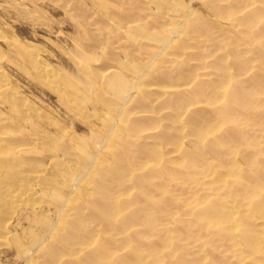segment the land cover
<instances>
[{
  "label": "rangeland",
  "instance_id": "obj_1",
  "mask_svg": "<svg viewBox=\"0 0 264 264\" xmlns=\"http://www.w3.org/2000/svg\"><path fill=\"white\" fill-rule=\"evenodd\" d=\"M178 3L181 5H177ZM210 4H214V8ZM173 6L176 10L173 9ZM256 11L257 13H255ZM115 21L120 25L116 24ZM184 21L185 25L181 24L184 23ZM189 21L192 23H188ZM143 22L147 31L142 29L144 28V25H142ZM117 26L121 27L116 29ZM178 26H181L183 29L185 28L184 26H186L187 29H184L185 32L183 30L179 31L178 29L180 27ZM194 26H196L197 30L194 29ZM190 29H192V31H190ZM252 30L254 31L252 32ZM181 31L184 33H181ZM142 33L146 34L149 38L150 35L154 33L156 35H152V38H159L158 36L165 37L167 33V35H172V37L166 36L165 38L168 37L170 41L167 42L168 40H166V43H161L155 38L154 43L157 42L156 45H161L163 47L160 46L159 48L153 44V40H150L152 38L149 39L147 36L145 37V35L141 36ZM187 33L191 35L189 36ZM181 34H187L189 37L187 38V35L181 37ZM177 35L183 40L185 39L184 37L187 39H185L183 43V40H178ZM243 36L246 37V40ZM139 37L141 39L137 40ZM247 37L249 39H247ZM180 40L182 44H179ZM158 42L161 44H158ZM164 43L165 45H163ZM167 43L172 44V47ZM177 43L179 47H185L186 49L184 48L181 50V47L179 49ZM186 43L190 49L185 46ZM175 44L177 46H175ZM167 45L170 46L169 49L172 48L173 52L171 50L167 51ZM232 47L233 49H231ZM161 48L165 49L164 53L161 52L163 55L160 53L162 50ZM175 49L177 51H174ZM140 50L144 52L140 54L141 57L138 54L139 52L141 53ZM165 52H167L168 55ZM158 53H160L162 57ZM153 54H157V56H153ZM167 56L168 58H166ZM186 56L188 57L186 58ZM152 59H156V61ZM166 59L167 62H165ZM172 59L173 61H171ZM129 61H131L132 64ZM178 61H180V63ZM127 62L128 64H126ZM150 62L152 63L150 64ZM186 62L192 65H186ZM135 63H137V65H134ZM119 64L121 66L118 68ZM176 64L180 68H178ZM131 65L133 67H131ZM127 67L130 68L131 72H135V70L138 74L140 72L139 76H141L142 73V76H137L138 74L136 72L132 73V75L131 72L127 73V71H129ZM184 67H186V69ZM145 68L148 69H146V78H144L145 76L143 74L144 71L146 72ZM175 68L179 74L175 72ZM191 68L194 69V73L191 71ZM118 69L121 71H118ZM169 69L175 71L171 72ZM179 69L180 71H178ZM187 71H190V73ZM185 72L186 75H184ZM0 73H2L0 75L2 76L0 77V86L6 85L4 88L8 90V94L5 92L6 94L2 93L3 95H0V137L2 136L0 138V187L2 186L0 188V196H4L2 198L0 197V264H35V262L36 264H114L122 257L135 255L136 251L139 253H137L138 255L149 258V261L150 259L151 261H159L158 264H167L171 259H173L172 261L174 262L180 257H185L189 263H192V260L204 258V260L207 261L206 263L220 261V264H227L226 258H229L231 262L235 261L234 264H236L238 259H240V261L242 260L243 263H248V259L257 256L256 259L260 258L262 259L261 261L264 262L263 242L260 253L256 251L254 254L255 256L252 257L243 251L247 249L250 250L248 247L243 246L242 249L241 245L235 241L227 243V236L224 234V237H222L226 228L223 230L220 226H216L210 222H203L201 224V222L197 220V218L205 212L203 208L205 209L206 205V208L218 205V211L221 209L227 211L228 209V211L238 218L239 222L245 220L247 221L245 223H253L255 227L251 224L253 227L251 228L256 232V235L264 241V231H262L264 230L262 229L264 226V98H262L264 97V0H122V2L121 0H0ZM111 73H118L123 77L126 75L124 78H129L132 84L129 83L131 85L134 84V86H131L132 89L127 96V101L125 99L122 102V100H119L111 90H109L108 79ZM209 73L211 75H208ZM232 73L236 77H233L234 75ZM150 76L151 78H149ZM173 77L175 79H173ZM178 78L181 80H179L181 85L177 80ZM135 79L138 80L136 81ZM141 79L142 81H140ZM257 81H259L261 85H258ZM142 82L144 86H141ZM147 82L150 85L147 84ZM224 83L226 84L224 85ZM211 84L216 88H213ZM179 86H182V88ZM211 86L213 90H217L216 92L221 94L215 95L214 93L216 92L212 90ZM226 86H228L227 95L223 94ZM231 86L234 89H242L245 92L246 101L248 102L246 106L241 107V105L231 100L230 95L228 97V93L230 89H232ZM201 88L206 90V92H204L202 89L203 92L200 94L203 96L205 95V97H201L200 95V97L196 96L201 98L197 100L198 98L194 96V92ZM144 90H146V92ZM187 90L189 93L186 92ZM132 91H134V94ZM141 91H143V93ZM210 91H212V93ZM167 92L168 98H165L167 97ZM111 93L117 99L114 98ZM139 94H141V96ZM179 94L181 95L179 96ZM189 95L191 96L190 99L187 98ZM134 96L136 99L133 98ZM163 96L168 100L165 101ZM256 96L259 97V100ZM154 98L156 100H154ZM248 98L250 101L247 100ZM130 99L133 101L135 99V101L133 102ZM170 99L173 100V103ZM161 100L162 104L160 103ZM199 101L202 102L200 103ZM212 101H216L215 104L212 103ZM124 102L126 105L129 102L131 103L126 107ZM168 102L170 103L168 104ZM154 104L157 107H162L156 108ZM208 104L211 106L208 107ZM233 104H236V108ZM227 106V120L222 121L221 119L218 121V119L221 118L220 110L225 109V107L227 108ZM211 107L217 108L216 110L214 108L212 110ZM187 108L188 110H186ZM229 108H231V110ZM169 109H171V111ZM238 109H242L243 111ZM249 110L250 112H248ZM135 111L137 114L138 112L140 114L133 115V113H136ZM210 111H213L214 115ZM170 112L173 115H171ZM121 115H123L122 118L120 117ZM146 116L147 118H145ZM168 116H172L170 120ZM112 119L113 121L115 119L116 122L111 121ZM128 119H130V121ZM177 122L180 125L177 124ZM204 122L206 123L204 124ZM222 122H225V124ZM111 124L114 128L111 127ZM186 124H188V126ZM218 124H222L223 126L221 125L219 128V126H217ZM247 124H249L248 127L250 128L245 126ZM119 125L124 126H120L123 128V131L121 130L122 132L118 131V129H121ZM177 125L180 128H176ZM157 127H159V129ZM243 127L244 129H246V127L248 129L244 130ZM115 128L117 132H115ZM164 128H166V131ZM215 130L216 132H214ZM180 131H182L183 134L180 133ZM140 132L141 135L144 136H141ZM170 132H174L175 135L170 134ZM150 133L154 134L152 135ZM184 133L186 135H184ZM116 134H118V136H116ZM188 134L190 136H188L189 138H187ZM203 134L205 136L207 134L209 135L205 138ZM124 136L126 137L125 139ZM113 138L115 140L117 139V142L114 141ZM134 138L138 140H134ZM155 140L157 141L156 144L154 143ZM227 140L232 143L229 142L230 144H228ZM161 141L164 143L167 142L166 145ZM176 142L178 144H176ZM118 143H120L119 147L122 145L121 148L118 147ZM170 143H172V146H170ZM161 144H164L165 150L163 149V145L160 146ZM108 145L111 146L110 149L107 148ZM133 145H135V147H133ZM173 145L176 146L174 147ZM201 145H203L202 148ZM150 148H152L155 153H153ZM171 148H173V152ZM185 148L188 149L186 150ZM104 149L105 152H99ZM107 149L113 152L111 153L112 155L107 153ZM158 150L160 152L162 150L163 152L160 154ZM171 152L173 154H171ZM79 153L81 154L80 157ZM98 153L101 154L98 155ZM105 153L111 155L107 156L108 160L106 156H104ZM146 153L149 154L146 155ZM165 153L170 157H166L167 155ZM182 153H185L186 156L185 154L182 155ZM200 153L201 155L197 156ZM118 155H120V157ZM176 155L179 157L177 156L176 158ZM162 157L163 159H161ZM185 157L188 159H184ZM84 158H87L88 162L85 163ZM199 158L202 160L200 159L199 161ZM176 159H178L177 163H175ZM103 161H105L106 164ZM144 161L147 163H144ZM155 161L156 163L158 162L157 165H155ZM166 162L170 163H168L170 167L166 165ZM84 163L86 164L85 166ZM130 163L132 164L129 165ZM213 163L216 164L214 165ZM202 164L204 165L202 166ZM96 165L102 167L99 169ZM162 165L164 166L162 167ZM149 166H156L155 168L157 169L154 168V170ZM221 166L222 169L219 170ZM91 167L92 169H89ZM136 167L138 169H136ZM233 167L235 169H233ZM259 167L260 171L257 172ZM178 168L182 169L178 170ZM229 168H231V170H229ZM79 169L82 170V172L79 171ZM148 169L151 171L148 172ZM223 169H228L229 173H224L225 171ZM91 170L95 171L92 172ZM233 170H235V172H233ZM98 171H101V174ZM142 172L145 173L143 174ZM177 172H180V175ZM237 172L243 175L242 178ZM72 173H75V175L77 174V178L75 175L74 178ZM254 173L256 174L255 177H251L254 176ZM88 174L90 176H88ZM149 174L152 177H150ZM219 174H221L222 177L219 176ZM96 175L98 176L96 177ZM91 176L93 178H91ZM244 176L247 178L249 176L251 180L249 179L248 181ZM173 177H176V180L178 179L180 181L177 180L178 182H176L173 180ZM230 179L233 180L232 182H235L234 180H236V182L232 185ZM214 180L218 182L216 183ZM222 180L224 182H222ZM253 181H255V183H253ZM79 182L83 184L80 185ZM166 182H169L168 184L171 187L168 184L167 186ZM187 182H191V184H187ZM249 182L251 184H249ZM218 183L221 184V186L217 185ZM223 183L225 186H223ZM237 183L238 185L241 183L243 184L240 185L241 187H237ZM158 184H160V187ZM163 184L165 187H163ZM178 184L180 185L177 186ZM199 184L201 185L199 186ZM185 185L186 187H183ZM87 186H89L88 189ZM188 186L190 189H186ZM220 187L222 189L221 191ZM164 188L166 189L165 191L162 190ZM184 189L186 192L185 194L183 193ZM91 190L93 191L91 192ZM169 190L171 191L169 192ZM76 191L79 192L77 196ZM80 192H82L81 195ZM168 192L169 195L167 194ZM207 192L208 195L205 194ZM87 193L90 197H94L92 199L89 197L86 198L87 195L85 194ZM221 193V199H219ZM247 193H250L251 196ZM82 194L84 196H82ZM226 194H228V198ZM126 195L128 196L126 197L127 200L124 197ZM165 195L169 197L167 196L168 198H166ZM199 195L204 200L201 199L199 202ZM237 195H240L242 199H239ZM117 196L119 200L116 202L115 198ZM245 196H247V198L250 196L251 199H247ZM68 197L75 202L72 204L68 203V201L72 202V200H67L70 199ZM74 197L77 200H74ZM118 197L116 199H118ZM255 198L258 199L257 201L260 200V202L258 203ZM181 200L182 205L184 202V206L178 204ZM242 200L243 203H241ZM254 201L256 203H254ZM61 202L64 204L66 203L69 207L63 204L64 208H66L64 210V208L61 207ZM174 202L178 206H175ZM247 203L248 205H246ZM80 204L82 206H80ZM156 205L158 206L156 207ZM258 206H260L262 211L261 215H259L260 218L258 217V212L255 210ZM120 207L123 208L121 209ZM103 208L109 211L108 217H105L101 213ZM199 208L203 213L198 214L200 212ZM62 209L64 213L61 211ZM69 209L70 211H67ZM157 209H159V211ZM225 210H221L220 213L216 212V220L221 222L227 220L228 217ZM121 211L124 213L121 214ZM240 212L245 215L248 214L246 215L248 220L246 217L242 220L244 217ZM135 213L139 215L133 217ZM64 215L65 217H63ZM117 215L119 216L117 217ZM109 218L110 220H108ZM61 219L64 221L61 222ZM147 219L152 223L147 224ZM41 223L43 224L41 225ZM48 224H50L49 227L52 226V231H50L51 229L48 227ZM104 224L106 226L102 228ZM63 225L67 227V229L62 228L64 227ZM258 225L262 227L260 228ZM178 227H181L183 231H180ZM211 228L213 230H211ZM241 228L243 229L242 226H238L237 232H240ZM219 229L223 230V233H221L222 231L219 233ZM91 230H93V234L90 233ZM185 230L188 236L183 235L185 234ZM86 231L87 233L85 234L84 232ZM54 232L58 234H54ZM109 233L111 235L113 234L115 237L109 235ZM52 235L54 237H52ZM124 240L125 242H123ZM221 240L223 242L225 241V244H221L223 243ZM169 242L170 244H168ZM133 243L135 245H131ZM228 244L229 246H227ZM42 247L44 248L43 250L41 249ZM165 248L167 250H165ZM240 249L243 253H241ZM111 250L114 251V253H112ZM179 251L181 252L179 253ZM160 253L163 256H160ZM105 255L110 257H107V260L103 262L102 259L106 257ZM243 257L244 259H242ZM167 259L170 260L168 261ZM242 262L241 264H243Z\"/></svg>",
  "mask_w": 264,
  "mask_h": 264
},
{
  "label": "bare ground",
  "instance_id": "obj_2",
  "mask_svg": "<svg viewBox=\"0 0 264 264\" xmlns=\"http://www.w3.org/2000/svg\"><path fill=\"white\" fill-rule=\"evenodd\" d=\"M118 1H119V0H118ZM133 1H134V0H133ZM166 1H167V0H166ZM176 1H177V0H176ZM208 1H209V0H208ZM210 1H211V0H210ZM121 2H122V0H121ZM145 2H146V1H145ZM153 2H154V1H153ZM173 2H174V1H173ZM213 2H214V1H213ZM175 3H176V2H175ZM210 3H211V2H210ZM217 3H218V2H217ZM161 5H162V3H161ZM177 5H181V4L178 3ZM210 5H211V4H210ZM174 6H175V5H174ZM174 6H173V9L176 10V9L174 8ZM205 6H206V5H205ZM211 6H213V8H214V4L211 5ZM13 7H14V6H13ZM16 7H17V6H16ZM150 7H151V6H150ZM159 7H160V6H159ZM159 7H158V8H159ZM180 8H182V7H180ZM13 9H14V8H13ZM173 9H172V10H173ZM177 9L179 10L178 6H177ZM182 9H183V8H182ZM211 9H212V8H211ZM18 10H20V9H18ZM155 10H156V9H155ZM180 10H181V9H180ZM118 11H119V8H118ZM183 11H184V10H183ZM172 12H173V11H172ZM179 12H180V11H179ZM181 12H182V10H181ZM181 12H180V13H181ZM111 13H112V12H111ZM155 13H156V12H155ZM174 13H175V12H174ZM176 13H177V12H176ZM184 13H185V12H184ZM255 13H257V11H256ZM103 14H104V13H103ZM180 15H181V14H180ZM186 16H187V15H186ZM247 16H248V15H247ZM249 16H250V15H249ZM243 17H244V16H243ZM103 19H104V18H103ZM185 21H186V19H185ZM185 21H184V23H181V24L185 25ZM115 22H116V21H115ZM181 22H182V21H181ZM190 22H191V21H189L188 23H190ZM119 23H120V21H119ZM177 23H179V22H177ZM191 23H192V22H191ZM116 24H118V23L116 22ZM141 24H142V23H141ZM153 24H154V23H153ZM179 24H180V23H179ZM181 24H180V25H181ZM118 25H120V24H118ZM142 25H144V22H143ZM142 25H141V27H142ZM177 25H178V24H177ZM190 25H193V24H190ZM190 25H189V28H190ZM194 25H195V24H194ZM115 26H116V25H115ZM138 26H139V25H138ZM206 26H207V25H206ZM119 27H121V26H119ZM119 27L117 26L116 29L119 28ZM139 27H140V26H139ZM143 27H144V28H142V29H143V30L145 29V31H147V28H145V25H144ZM147 27H148V26H147ZM178 27L181 28V26H178ZM184 27H185L184 29H187L186 26H184ZM194 27H195V28H194ZM194 27H193V28H194L195 30H197L196 26H194ZM199 27H200V26H199ZM201 27H202V26H201ZM204 27H205V26H204ZM136 28H137V27H136ZM136 28H134V29H136ZM161 28H162V26H161ZM161 28H159V29H161ZM180 28L178 29L179 31H180V30H183V31H184L183 28H181V29H180ZM122 29H123V28H122ZM122 29H121V30H122ZM132 29H133V28H132ZM148 29H149V28H148ZM198 29H199V28H198ZM256 29H257V28H256ZM98 30H101V29H98ZM111 30H112V29H111ZM123 30H124V29H123ZM138 30H139V28H138ZM156 30H157V29H156ZM200 30H201V29H200ZM148 31H149V30H148ZM154 31H155V30H154ZM157 31H158V30H157ZM179 31H177V32H179ZM190 31H192V29H190ZM253 31H254V30H252V32H253ZM138 32H139V31H138ZM151 32H152V31H151ZM151 32H149V33H151ZM172 32H173V30H172ZM174 32H175V31H174ZM184 32H185V31H184ZM184 32L181 31V33H184ZM252 32H251V33H252ZM125 33H126V32H125ZM143 33H144V32H143ZM143 33L141 34V36H142V35H145V37H146L147 35H146V34H143ZM155 33H156V32H155ZM155 33H154V34H155ZM161 33H162V31H161ZM161 33H160V34H161ZM241 33H243V32H241ZM99 34H100V32H99ZM130 34H131V33H130ZM154 34H151V35H150V38H152V35H154ZM156 34H158V33H156ZM156 34H155V35H156ZM160 34H159V35H160ZM167 34H168V33H167ZM167 34H166V36H169V35H167ZM169 34H171V33H169ZM187 34H188V33H187ZM187 34H184V35H187ZM126 35H127V33H126ZM164 35H165V34H164ZM173 35H174V33H173ZM184 35L181 34L180 36L182 37V36H184ZM188 35H189V34H188ZM188 35H187V38H188L191 34H190L189 36H188ZM129 36H130V35H129ZM161 36H162V35H161ZM166 36H165V37H166ZM177 36H178V35H177ZM180 36L177 37L178 40L181 39ZM135 37H136V36H135ZM147 37H148V36H147ZM158 37H159V38H157V37H153L152 39H150L149 37H148V38H149L151 41L153 40V44H155V45H156V43H157V42L154 43V39H155V38H157V41H159V42H161V43H162V42H165L166 40L169 39L168 37L165 38L164 36H162V37L158 36ZM169 37L171 38L172 35L169 36ZM174 37H175V36H174ZM174 37H173V39H174ZM243 37H245V36H243ZM130 38H131V37H130ZM184 38L187 39L186 37H184ZM138 39H141V38L139 37V38H137V40H138ZM142 39H143V37H142ZM175 39H176V37H175ZM185 39H184V40H185ZM247 39H249V38L247 37ZM181 40H183V39H181ZM181 40H180V43H179V44H182V41H181ZM184 40H183V43H184ZM245 40H246V37H245ZM250 40H251V39H250ZM250 40H249V41H250ZM256 40H258V39H256ZM139 41H140V40H139ZM148 41H149V40H148ZM148 41H147V42H148ZM172 41H173V40H172ZM187 41H188V40H187ZM243 41H244V40H243ZM254 41H255V39H254ZM159 42H158V44H161V43H159ZM167 42H170V41L168 40ZM177 42H178V41H177ZM185 42H186V41H185ZM252 42H253V41H252ZM252 42H251V43H252ZM258 42H260V41H258ZM258 42H257V43H258ZM126 43H127V42H126ZM141 43H142V41H141ZM165 43H166V42H165ZM165 43H164L163 45H165ZM261 43H262V42H261ZM16 44H17V43H16ZM167 44L169 45L170 43H167ZM253 44H254V43H253ZM259 44H260V43H259ZM168 45H167V47H168L167 51H169V50L172 51V48L169 49L170 46H171L172 44H170V46H168ZM177 45H178V43H177ZM177 45L175 44V46H177ZM184 45H185V44H184ZM225 45H226V44H225ZM241 45H242V43H241ZM156 46H158V47L160 48L161 45H160V46H159V45H156ZM175 46H174V47H175ZM185 46H187V43H186ZM226 46H227V45H226ZM140 47H141V46H140ZM154 47H155V46H154ZM161 47H162V46H161ZM171 47H172V46H171ZM177 47L180 49L181 46L179 47V45H178ZM187 47H188V49H190L189 46H187ZM224 47H225V46H224ZM162 48H163V47H162ZM162 48H161V49H162ZM184 48H185V47H184ZM184 48L181 47V50L184 49ZM235 48H236V47H235ZM142 49H143V48H142ZM185 49H186V48H185ZM188 49H187V50H188ZM227 49H228V48H227ZM229 49H230V48H229ZM231 49H233V47H232ZM164 50H165V49H162V50L160 51V53H161V52L164 53ZM238 50H239V49H238ZM140 51H141V50H140ZM142 51H143V50H142ZM142 51H141V53L139 52L138 54L140 55V54L144 53V52H142ZM174 51H177V50L175 49ZM239 51H240V50H239ZM27 52H28V51H27ZM102 52H103V51H102ZM158 52H159V51H158ZM172 52H173V51H172ZM185 52H186V51H185ZM152 53H153V52H152ZM160 53H158V54H160ZM163 53H161V54L163 55ZM165 53L167 54V52H165ZM168 53H169V52H168ZM186 53H187V52H186ZM106 54H107V53H106ZM161 54H160V55H161ZM173 54H175V53H173ZM240 54H241V53H240ZM162 55H161V57H162ZM167 55H168V54H167ZM170 55H171V54H170ZM104 56H105V55H104ZM153 56H157V54H156V55L153 54ZM153 56H152V57H153ZM158 56H159V55H158ZM189 56H190V55H189ZM256 56H257V55H256ZM24 57H25V56H24ZM138 57H139V56H138ZM140 57H141V55H140ZM159 57H160V56H159ZM187 57H188V56H186V58H187ZM217 57H219V56H217ZM246 57H247V55H246ZM155 58H156V57H155ZM157 58H158V57H157ZM164 58H165V57H164ZM166 58H168V56H167ZM170 58H172V57H170ZM170 58H169V59H170ZM173 58H174V57H173ZM176 58H177V57H176ZM244 58H245V57H244ZM124 59H125V58H124ZM124 59H123V60H124ZM149 59H150V58H149ZM158 59H159V58H158ZM158 59H157V60H158ZM184 59H185V58H184ZM246 59H247V58H246ZM30 60H31V59H30ZM150 60H151V59H150ZM152 60H155V61H156V59H152ZM159 60H160V59H159ZM159 60H158V62H159ZM35 61H36V60H35ZM171 61H173V59H172ZM174 61H175V59H174ZM226 61H227V60H226ZM129 62L131 63V61H129ZM147 62H148V60H147ZM153 62H154V61H153ZM158 62H157V63H158ZM162 62H163V61H162ZM162 62H161V63H162ZM165 62H167V59H166ZM178 62L180 63V61H178ZM141 63H142V62H141ZM145 63H146V62H145ZM145 63H144V64H145ZM148 63H149V62H148ZM151 63H152V62H150V64H151ZM157 63H156V64H157ZM161 63H160V64H161ZM163 63H164V62H163ZM169 63H170V61H169ZM173 63H174V62H173ZM186 63H187V62H186ZM203 63H204V62H203ZM211 63H212V62H211ZM215 63H216V62H215ZM215 63H214V65H215ZM126 64H128V62H127ZM131 64H132V63H131ZM150 64H149V66H150ZM156 64H155V65H156ZM166 64H167V63H166ZM181 64H183V63H181ZM181 64H180V65H181ZM189 64H190V63H187L186 65H189ZM216 64H217V63H216ZM134 65H137V63H135ZM141 65H142V64H141ZM158 65H159V64H158ZM176 65H177V64H176ZM176 65H175V66H176ZM184 65H185V63H184ZM191 65H192V64H190V66H191ZM217 65H218V64H217ZM119 66H121V65L119 64V65H118V68H119ZM125 66H127V65H125ZM138 66H139V65H138ZM138 66H136V67H138ZM144 66H146V65H144ZM149 66H148V67H149ZM166 66H167V65H166ZM182 66H183V65H182ZM182 66H181V69H182ZM131 67H133V66L131 65ZM148 67H147V68H148ZM156 67H157V66H156ZM170 67H171V69H172L171 64H170ZM177 67H178V65H177ZM127 68H128V67H127ZM127 68H126V69H127ZM147 68H145V70H146ZM149 68H150V67H149ZM158 68H162V67H158ZM178 68H180V67H178ZM184 68L186 69V67H184ZM187 68H188V67H187ZM192 68H193V67H192ZM192 68H191V69H192ZM211 68H214V67H211ZM247 68H248V67H247ZM253 68H255V67H253ZM134 69H135V68H134ZM139 69L141 70L140 67H139ZM150 69H151V68H150ZM243 69H244V68H243ZM127 70H129V71H127V73H128V72H131V71H130V68H128ZM147 70H148V69H147ZM147 70H146V72H145V71H144V72L142 71L143 74H144V76H145L144 78H146V75H145V74L147 73ZM169 70H170V69H169ZM175 70H176V68H175ZM175 70H170V71L173 72V71H175ZM232 70H233V69H232ZM118 71H121V70L118 69ZM150 71H152V70H150ZM163 71H164V69H163ZM178 71H180V69H179ZM191 71L193 72L194 69H192ZM250 71H251V70H250ZM255 71H256V70H255ZM135 72L137 73L136 70H135ZM135 72H134V71L131 72V75H132V73H135ZM153 72H154V71H153ZM164 72H165V71H164ZM175 72L177 73V70H176ZM187 72L190 73V71H187ZM206 72H207V71H206ZM230 72H231V71H230ZM193 73H194V72H193ZM203 73H204V72H203ZM207 73H208V72H207ZM211 73H212V72H211ZM248 73H249V72H248ZM252 73H253V72H252ZM1 74H2V73H0V75H1ZM122 74H124V73H122ZM137 74H138V73H137ZM137 74H136V75H137ZM168 74H169V73H168ZM177 74H179V73H177ZM177 74H176V75H177ZM183 74H184V73H183ZM198 74H200V73H198ZM232 74H233V73H232ZM129 75H130V73H129ZM131 75H130V76H131ZM139 75H140V72H139V74H138L137 76H139ZM147 75H148V74H147ZM156 75H157V73H156ZM184 75H186V72H185ZM205 75H207V74H205ZM208 75H211V74L209 73ZM227 75H228V74H227ZM233 75H234V74H233ZM125 76H126V75H125ZM125 76H124V77H125ZM137 76H136V77H137ZM141 76H142V73H141ZM141 76H139V77H141ZM171 76H172V75L170 74V77H171ZM173 76H174V74H173ZM199 76H200V75H199ZM228 76H229V75H228ZM249 76H250V75H249ZM0 77H2V76H0ZM124 77L121 76V75H119L118 73H111V74L109 75V79H108V80H109V82H108V88H109V90H111V92H112V93H113V94H114L119 100H122V102H123V100H125V99H126V101H127V98H128L127 96L129 95V92H130V90L132 89L131 86H134V84L131 85L132 83H131V81H130L129 78H128V79H129V80H128L127 77H126V79H125ZM132 77H134V76H132ZM147 77H148V76H147ZM160 77H161V76H160ZM176 77H177V76H176ZM179 77H181V76H179ZM183 77H184V76H183ZM196 77H197V75H196ZM204 77H205V76H204ZM233 77H236V76L234 75ZM242 77H244V76H242ZM149 78H151V76H150ZM171 78H172V77H171ZM209 78H210V77H209ZM215 78H216V77H215ZM133 79H134V78H133ZM138 79H140V78H138ZM138 79H135V80L137 81ZM165 79H166V78H165ZM173 79H175V78L173 77ZM187 79H189V78H187ZM192 79H193V78H192ZM195 79H196V78H195ZM201 79H202V78H201ZM201 79H200V80H201ZM212 79H213V78H212ZM234 79H235V78H234ZM237 79H238V77H237ZM237 79H236V81H237ZM108 80H107V81H108ZM126 80H128V81H126ZM151 80H152V79H151ZM177 80L179 81L180 79L178 78ZM184 80H185V79H184ZM219 80H220V79H219ZM140 81H142V79H141ZM180 81H181V80H180ZM180 81H179V83H180ZM182 81H183V80H182ZM191 81H192V80H191ZM205 81H206V80H205ZM238 81H239V80H238ZM2 82H3V81H2ZM129 82H130L131 84H130ZM134 82H135V81H134ZM138 82H139V81H138ZM144 82H145V80H144ZM174 82H175V81H174ZM174 82H172V83L175 84L176 82H175V83H174ZM193 82H194V81H193ZM209 82H210V80H209ZM209 82H208V83H209ZM257 82H258V85H261L259 81H257ZM136 83H137V82H136ZM145 83H146V82H145ZM172 83H171V84H172ZM191 83H192V82H191ZM226 83H228V82H226ZM226 83H224V85H225ZM233 83H235V82H233ZM147 84H149V83L147 82ZM147 84H145V85H147ZM173 84H172V86H173ZM142 85L144 86L143 82L141 83V86H142ZM149 85H150V84H149ZM149 85H148V86H149ZM177 85H178V84H177ZM180 85H181V83H180ZM190 85H191V84H190ZM190 85H189V86H190ZM194 85H195V84H194ZM211 85L213 86V84H211ZM219 85H221V84H219ZM224 85H223V88H224ZM232 85H233V84H232ZM239 85H240V83H239ZM248 85H249V84H248ZM4 86L6 87V85H4ZM4 86H0V92H1L0 95H3L2 93H5V92L8 91L6 88H4ZM136 86H137V85H136ZM148 86H147V87H148ZM212 86H211V88H212ZM241 86H242V84H241ZM145 87H146V86H145ZM149 87H150V86H149ZM149 87H148V88H149ZM156 87H157V86H156ZM175 87H176V86H175ZM177 87H178V86H177ZM179 87L182 88V86H179ZM160 88H161V87H160ZM192 88H193V87H192ZM211 88H210V89H211ZM213 88H216V87L213 86ZM213 88H212V90H213ZM223 88H222V89H223ZM231 88H232V89H230V92H231V93H230V92L228 93V97H229V95H230L231 100H233L234 102H236V103H238L239 105H241V107L246 106V104H247L248 102L246 101V95H245V92H244L242 89H234L232 86H231ZM236 88H237V87H236ZM136 89H137V88H136ZM140 89H141V88H140ZM145 89H146V88H145ZM157 89H159V88H157ZM202 89H203V88H201V89H197V91L194 92V96L196 97V96H199L200 94H202V92H203V90H204V89H203V90H202ZM219 89H221V88H219ZM227 89H228V86L225 87L223 94L227 95ZM233 89H234V90H233ZM243 89H244V88H243ZM9 90H10V89H9ZM13 90H14V89H13ZM137 90H139V89H137ZM141 90H142V89H141ZM159 90H160V89H159ZM184 90H186V89H184ZM208 90H209V88H208ZM231 90H232V91H231ZM135 91H136V90H135ZM144 91L146 92V90H144ZM148 91H149V90H148ZM161 91H163V90H161ZM191 91H192V90H191ZM191 91H190V93H191ZM193 91H194V90H193ZM213 91L216 92L217 90H213ZM218 91H219V90H218ZM12 92H13V91H12ZM132 92H133V94H134V91H132ZM136 92H137V91H136ZM141 92L143 93V91H141ZM141 92H140V93H141ZM150 92H151V91H150ZM163 92H164V91H163ZM174 92H175V91H174ZM186 92H188V90H187ZM186 92H185V93H186ZM204 92H206V90H204ZM207 92H208V91H207ZM210 92L212 93V91H210ZM210 92H209V93H210ZM250 92H251V91H250ZM112 93H111V94H112ZM164 93H165V92H164ZM179 93H180V92H179ZM188 93H189V92H188ZM251 93H253V92H251ZM5 94H6V93H5ZM5 94H4V95H5ZM7 94H8V92H7ZM113 94H112V95H113ZM150 94H151V93H150ZM181 94H182V93H181ZM181 94H179V96H180ZM205 94H206V93H205ZM214 94H215V95H216V94H219V95H220L221 93H217V92H216V93H214ZM114 95H113V96H114ZM131 95H132V93H131ZM139 95L141 96V94H139ZM142 95H143V94H142ZM185 95H186V94H185ZM185 95H184V96H185ZM192 95H193V92H192ZM5 96H6V95H5ZM115 96H114V98H116ZM140 96H139V97H140ZM177 96H178V95H177ZM194 96H193V98H194ZM200 96L202 97L203 95H200ZM200 96H199V97H200ZM111 97H112V96H111ZM160 97H161V96H160ZM164 97H165V96H163V98H164ZM186 97H187V96H186ZM190 97H191V96L189 95L187 98L190 99ZM203 97H205V95H204ZM218 97H219V96H218ZM256 97H258V96H256ZM117 98H116V99H117ZM133 98H135V96H134ZM140 98H141V97H140ZM142 98H143V97H142ZM151 98H152V97H151ZM165 98H168V92H167V97H165ZM165 98H164V99H165ZM196 98H198V97H196ZM212 98H213V97H212ZM216 98H217V97H216ZM262 98H264V97H262ZM22 99H23V98H22ZM135 99H136V98H135ZM135 99H134V101H135ZM144 99H145V95H144ZM161 99H162V98H161ZM199 99H201V98H198L197 100H199ZM119 100H118V101H119ZM130 100H131V99H130ZM146 100H147V99H146ZM154 100H156V99L154 98ZM158 100H159V99H158ZM166 100H168V99H165V101H166ZM170 100H172V99H170ZM174 100H175V99H174ZM185 100H187V99H185ZM185 100H184V101H185ZM202 100H203V99H202ZM228 100H229V98H228ZM247 100H249V98H248ZM258 100H259V97H258ZM131 101H133V100H131ZM134 101H133V102H134ZM165 101H164V102H165ZM177 101H178V100H177ZM195 101H196V100H195ZM210 101H211V100H210ZM226 101H227V100H226ZM233 101H232V103H233ZM249 101H250V100H249ZM148 102H150V101H148ZM156 102H157V101H156ZM174 102H176V101H174ZM199 102H200V101H199ZM201 102H202V101H201ZM201 102H200V103H201ZM203 102H204V101H203ZM215 102H216V101H215ZM215 102L212 101V103H214V104H215ZM130 103H131V102H129L128 104H130ZM160 103L162 104V100H161ZM169 103H170V102H168V104H169ZM172 103H173V100H172ZM218 103H219V101H218ZM224 103H225V102H224ZM229 103H230V102H229ZM128 104H127V105H128ZM163 104H164V103H163ZM122 105H123V104H122ZM124 105L127 107V105H126L125 102H124ZM164 105H165V104H164ZM166 105H167V104H166ZM189 105H190V104H189ZM197 105H198V104H197ZM233 105H234V104H233ZM155 106H156V105L154 104V107H155ZM190 106H191V105H190ZM209 106H211V105L208 104V107H209ZM231 106H232V104H231ZM234 106H235V108H236V104H235ZM252 106H253V105H252ZM161 107H162V106H161ZM161 107H159V106L157 107V106H156V108H161ZM163 107H164V106H163ZM172 107H173V106H172ZM191 107H192V106H191ZM202 107H203V106H202ZM208 107H206V108H208ZM122 108H123V107H122ZM165 108H166V107H165ZM169 108H170V107H169ZM188 108H189V107H188ZM188 108H187L186 110H188ZM211 108H212V110H213L214 107H211ZM216 108H217V107H215L214 109L216 110ZM235 108H234V109H235ZM237 108H238V107H237ZM239 108H240V107H239ZM166 109H167V108H166ZM171 109H172V108H171ZM171 109H169V110L171 111ZM218 109H219V107H218ZM227 109H228V106H227V108L225 107V109L220 110V111H221V118L218 119V121H220L221 119H222V121H226V120H227V113H228ZM229 109L231 110V108H229ZM190 110H191V108H190ZM196 110H197V109H196ZM196 110H195V111H196ZM215 110H214V111H215ZM232 110H233V109H232ZM238 110H242V109H238ZM122 111H124V110H122ZM242 111H243V110H242ZM135 112H136V111H135ZM161 112H162V111H161ZM179 112H181V111H179ZM210 112L213 113V111H210ZM248 112H250V110H249ZM98 113H99V112H98ZM170 113H171V112H170ZM176 113H177V112H176ZM176 113H175V114H176ZM185 113H186V112H185ZM242 113H244V112H242ZM136 114H137V112H136V113H133V115H136ZM138 114H140V113L138 112ZM138 114H137V115H138ZM142 114H143V113H142ZM146 114H147V113H146ZM157 114L159 115L158 112H157ZM157 114H156V115H157ZM160 114H162V113H160ZM175 114H174V115H175ZM189 114H190V113H189ZM189 114H188V115H189ZM247 114H248V113H247ZM150 115H151V114H150ZM154 115H155V114H154ZM164 115H165V114H164ZM166 115H167V114H166ZM171 115H173V114L171 113ZM176 115H177V114H176ZM213 115H214V113H213ZM219 115H220V114H219ZM245 115H246V114H245ZM116 116H117V115H116ZM125 116H126V115H125ZM140 116H141V115H140ZM142 116H144V115H142ZM148 116H149V115H148ZM183 116H184V114H183ZM246 116H247V115H246ZM112 117H113V116H112ZM117 117H118V116H117ZM120 117L122 118L123 115H121ZM155 117H156V116H155ZM161 117H162V116H161ZM164 117H165V116H164ZM170 117H172V116H170ZM170 117L168 116L169 120H170ZM214 117H216V116H214ZM218 117H219V116H218ZM145 118H147V116H146ZM152 118H153V117H152ZM159 118H160V117H159ZM166 118H167V117H166ZM174 118H175V117H174ZM154 119H155V118H154ZM171 119H172V118H171ZM185 119H186V118H185ZM109 120H110V119H109ZM116 120H117V119H116ZM118 120H119V118H118ZM128 120L130 121V119H128ZM179 120H180V119H179ZM191 120H192V119H191ZM111 121H113V119H112ZM111 121H110V123H111ZM114 121H115V119H114ZM114 121H113V122H114ZM150 121H152V120H150ZM172 121H173V120H172ZM180 121H181V120H180ZM115 122H116V121H115ZM120 122H121V119H120ZM120 122H119V123H120ZM127 122H128V121H127ZM185 122H186V120H185ZM185 122H184V123H185ZM194 122L197 123L196 121H194ZM209 122H210V121H209ZM215 122H216V121H215ZM247 122H248V121H247ZM161 123H162V121H161ZM175 123H176V121H175ZM180 123H181V122H180ZM205 123H206V122H204V124H205ZM210 123H211V122H210ZM220 123H221V122H220ZM222 123H223V122H222ZM227 123H228V122H227ZM227 123H226V124H227ZM238 123H239V122H238ZM248 123H249V122H248ZM112 124H113V123H112ZM112 124H111V125H112ZM126 124H127V123H126ZM128 124H129V123H128ZM158 124H159V123H158ZM162 124H163V123H162ZM164 124H165V123H164ZM177 124H179V123L177 122ZM213 124H214V123H213ZM223 124H225V122H224ZM233 124H234V123H233ZM235 124H236V122H235ZM155 125H156V124H155ZM172 125H173V124H172ZM179 125H180V124H179ZM186 125L188 126V124H186ZM186 125H185V128H186ZM221 125H222V124H220V125L218 124L217 126H219V128H220ZM248 125H249V124H247V125H245V126L248 127ZM114 126H115V125H114ZM120 126H123V125H119V127H120ZM163 126H165V125H163ZM181 126H182V125H181ZM196 126H197V125H196ZM222 126H223V125H222ZM230 126H231V125H230ZM243 126H244V125H243ZM111 127H113V125H112ZM117 127H118V126H117ZM123 127H124V126H123ZM167 127H168V126H167ZM173 127H174V126H173ZM178 127H179V126L177 125L176 128H178ZM201 127H202V125H201ZM214 127H215V125H214ZM247 127H246V129H244V127H243V129H244V130H247L248 128H250V127H248V128H247ZM113 128H114V127H113ZM120 128H121V127H120ZM126 128H127V127H126ZM152 128H153V127H152ZM157 128L159 129V127H157ZM179 128H180V127H179ZM181 128L183 129V126H182ZM188 128H189V127H188ZM190 128H191V127H190ZM164 129H165V131H166V128H164ZM182 129H180V130H182ZM211 129H213V128H211ZM214 129H215V128H214ZM224 129H225V128H224ZM262 129H263V128H262ZM114 130H115V132H117V129H116V128H115ZM121 130L123 131V128L118 129V131H121ZM126 130H127V129H126ZM153 130H154V129H153ZM155 130H156V129H155ZM161 130H162V128H161ZM161 130H160V131H161ZM171 130H172V129H171ZM188 130H189V129H188ZM191 130H192V129H191ZM191 130H190V131H191ZM194 130H195V129H194ZM122 131H121V132H122ZM129 131H131V130H129ZM134 131H135V130H134ZM151 131H152V130H151ZM172 131H174V130H172ZM172 131H171V132H172ZM182 131H183V130H182ZM182 131H180V133L183 134ZM212 131H213V130H212ZM256 131H257V130H256ZM115 132H114V133H115ZM146 132H147V131H146ZM148 132H149V131H148ZM158 132H159V131H158ZM162 132H163V131H162ZM171 132H170V134H172V135L174 134V135H175L174 132H173V133H171ZM209 132H210V131H209ZM214 132H216V130H215ZM244 132H245V131H244ZM111 133H112V132H111ZM123 133H124V132H123ZM143 133H144V132H143ZM159 133H160V132H159ZM166 133H167V132H166ZM185 133H186V132H185ZM185 133H184V135L187 134V133H186V134H185ZM211 133H212V132H211ZM211 133H210V134H211ZM253 133H254V132H253ZM259 133H260V132H259ZM259 133H258V134H259ZM0 134H1V133H0ZM120 134H122V133H120ZM134 134H135V133H134ZM148 134H149V133H148ZM150 134H152V133H150ZM153 134H154V133H153ZM153 134H152V135H153ZM155 134H156V133H155ZM163 134H165V133H163ZM189 134H190V133H189ZM189 134L187 135V138L190 137ZM204 134H206V133H204ZM204 134H203V135H204ZM215 134H216V133H215ZM140 135H141V132H140ZM146 135H147V134H146ZM158 135H159V134H158ZM158 135H157V136H158ZM167 135H169V134H167ZM207 135H209V134H207ZM207 135H206V136H207ZM212 135H213V133H212ZM251 135H252V134H251ZM3 136H4V135H3ZM105 136H106V135H105ZM112 136H113V135H112ZM116 136H118V134H116ZM121 136H122V135H121ZM125 136H126V135H125ZM125 136H124V139L126 138ZM141 136H144V135H141ZM160 136H161V134H160ZM188 136H189V137H188ZM204 136H205V135H204ZM206 136H205V138H206ZM227 136H228V135H227ZM257 136H258V135H257ZM1 137H2V136H1ZM1 137H0V138H1ZM152 137H153V136H152ZM155 137H156V136H155ZM169 137H170V136H169ZM174 137H176V136H174ZM182 137H183V136H182ZM198 137H199V136H198ZM202 137H203V136H202ZM214 137H215V136H214ZM214 137H213V138H214ZM233 137H235V136H233ZM111 138H112V137H111ZM111 138H110V139H111ZM115 138H116V137H115ZM141 138H143V137H141ZM170 138H171V137H170ZM170 138H169V139H170ZM177 138H178V137H177ZM191 138H192V137H191ZM209 138H210V137H209ZM209 138H208V139H209ZM242 138H243V137H242ZM262 138H263V137H262ZM113 139H114V138H113ZM135 139H137V138H134V140H135ZM138 139H139V137H138ZM138 139H137V140H138ZM151 139H152V138H151ZM160 139H161V138H160ZM163 139H164V138H163ZM208 139H207V140H208ZM116 140H117V139H116ZM116 140L114 139V141H116ZM132 140H133V139H132ZM157 140H158V139H157ZM215 140H216V139H215ZM110 141H111V140H110ZM112 141H113V140H112ZM125 141H126V140H125ZM125 141H124V142H125ZM141 141H143V140H141ZM146 141H147V140H146ZM148 141H149V140H148ZM166 141H167V140H166ZM166 141H165V142H166ZM116 142H117V141H116ZM133 142H134V141H133ZM149 142H151V141H149ZM156 142H157V141L155 140L154 143L156 144ZM161 142H163V141H161ZM167 142H168V141H167ZM167 142H166V143H167ZM170 142H171V141H170ZM178 142H179V141H178ZM187 142H188V141H187ZM201 142H203V141H201ZM227 142H228V144H230L229 142H231V141H228V140H227ZM227 142H224V143H227ZM259 142H260V141H259ZM102 143H103V142H102ZM114 143H115V142H114ZM134 143H135V142H134ZM151 143H152V142H151ZM163 143H164V142H163ZM166 143H164V144L166 145ZM173 143H175V142H173ZM188 143H189V142H188ZM231 143H232V142H231ZM262 143H263V142H262ZM115 144H116V143H115ZM119 144H120V143H118V147H119ZM157 144H158V143H157ZM159 144H160V143H159ZM164 144H161V145H160V146L163 145V149H164ZM170 144H171V145H170ZM170 144H169V145L172 146V143H170ZM176 144H178V143L176 142ZM189 144H190V143H189ZM191 144H192V143H191ZM13 145H14V144H13ZM80 145H81V144H80ZM89 145H90V144H89ZM89 145H88V147H89ZM110 145H111V144H110ZM116 145H117V144H116ZM136 145H137V144H136ZM152 145H153V144H152ZM152 145H151V146H152ZM261 145H262V144H261ZM111 146H112V145H111ZM111 146L108 145L107 148L110 149ZM121 146H122V145H121ZM121 146H120L119 148H121ZM160 146H159V147H160ZM173 146H174V145H173ZM175 146H176V145H175ZM175 146H174V147H175ZM180 146H181V144H180ZM194 146H195V145H194ZM202 146H203V145H201V148H202ZM82 147H83V146H82ZM91 147H92V146H91ZM112 147H113V146H112ZM133 147H135V145H133ZM136 147H137V146H136ZM153 147H155V146H153ZM177 147H178V145H177ZM195 147H196V146H195ZM199 147H200V145H199ZM244 147H245V146H244ZM258 147H259V146H258ZM5 148H6V147H5ZM97 148H98V147H97ZM114 148H115V147H114ZM160 148H161V147H160ZM160 148H158V149H160ZM165 148H167V147H165ZM203 148H204V147H203ZM237 148H238V147H237ZM247 148H248V147H247ZM249 148H251V147H249ZM91 149H92V148H91ZM109 149L106 150L107 153H110V154L113 153V152H112L111 150H109ZM122 149H123V148H122ZM138 149H139V148H138ZM143 149H144V148H143ZM150 149L153 151V153H155V151H154L152 148H150ZM150 149H149V151H150ZM154 149H156V148H154ZM161 149H162V148H161ZM172 149H173V148H171V151L173 152ZM185 149H186V148H185ZM187 149H188V148H187ZM187 149H186V150H187ZM204 149H205V148H204ZM238 149H239V148H238ZM251 149H252V148H251ZM92 150H93V149H92ZM114 150H115V149H114ZM136 150H137V149H136ZM140 150H141V149H140ZM140 150H139V151H140ZM164 150H165V149H164ZM168 150H170V149H168ZM174 150H177V149H174ZM256 150H257V149H256ZM256 150H255V151H256ZM258 150H259V149H258ZM89 151H90V150H89ZM89 151H88V152H89ZM109 151H110V152H109ZM126 151H127V150H126ZM137 151H138V150H137ZM137 151H136V154H137ZM156 151H157V150H156ZM188 151H190V150H188ZM204 151H205V150H204ZM206 151H207V150H206ZM261 151H262V150H261ZM99 152H105V149L102 150V151H99ZM115 152H116V150H115ZM128 152H129V151H128ZM158 152H160V151L158 150ZM161 152H163V151L161 150ZM161 152H160V154H161ZM164 152H165V151H164ZM169 152H170V151H169ZM172 152H171V154H173ZM177 152H178V151H177ZM190 152H191V151H190ZM193 152H194V151H193ZM208 152H209V151H208ZM259 152H260V151H259ZM151 153H152V152H151ZM166 153H167V152H166ZM166 153H165V154H166ZM194 153H195V152H194ZM198 153H199V151H198ZM257 153H258V151H257ZM96 154H97V153H96ZM100 154H101V153H98V155H100ZM110 154H106V153H105L104 156H106V158H107V156H111V155H112V154H111V155H110ZM114 154H115V153H114ZM130 154H131V153H130ZM148 154H149V153H148ZM148 154L146 153V155H148ZM167 154H168V153H167ZM167 154H166V155H167ZM183 154H185V153H182V155H183ZM192 154H193V153H192ZM196 154H197V153H196ZM80 155H81V154L79 153V157H80ZM91 155H92V154H91ZM98 155H97V156H98ZM115 155H116V154H115ZM134 155H135V154H134ZM200 155H201V153L198 154L197 156H200ZM88 156H89V155H88ZM118 156L120 157V155H118ZM144 156H145V155H144ZM152 156H153V155H152ZM168 156H169V155H167L166 157H168ZM177 156H178V155H176V158H177ZM185 156H186V154H185ZM195 156H196V155H195ZM197 156H196V157H197ZM206 156H207V155H206ZM212 156H213V155H212ZM81 157H83V156H81ZM95 157H96V156H95ZM113 157H114V155H113ZM163 157H164V156H163ZM163 157H162L161 159H163ZM169 157H170V156H169ZM169 157H168V158H169ZM172 157H173V156H172ZM174 157H175V156H174ZM178 157H179V156H178ZM187 157H188V155H187ZM189 157H190V156H189ZM229 157H230V156H229ZM257 157H259V156H257ZM96 158H98V157H96ZM99 158H100V156H99ZM128 158H129V157H128ZM145 158H146V156H145ZM158 158H160V157H158ZM168 158H167V159H168ZM190 158H192V157H190ZM190 158H189V159H190ZM214 158H215V157H214ZM231 158H232V157H231ZM234 158H235V157H234ZM81 159H83V158H81ZM102 159H103V157H102ZM102 159H101V160H102ZM110 159H111V158H110ZM156 159H157V158H156ZM165 159H166V158H165ZM184 159L187 160L188 158L185 157ZM194 159H195V158H194ZM200 159H201V158H199L198 160L200 161ZM206 159H207V158H206ZM239 159H240V158H239ZM254 159H255V158H254ZM97 160H98V159H97ZM107 160H108V158H107ZM127 160H128V159H127ZM143 160H144V159H143ZM180 160H181V159H180ZM180 160H179V161H180ZM186 160H185V161H186ZM192 160H193V159H192ZM201 160H202V159H201ZM214 160H215V159H214ZM237 160H238V159H237ZM237 160H236V161H237ZM257 160H258V159H257ZM81 161H83V160H81ZM115 161H116V160H115ZM121 161H122V160H121ZM141 161H142V160H141ZM148 161H149V160H148ZM157 161L160 162L159 160H157ZM165 161H166V160H165ZM165 161H164V162H165ZM167 161H168V160H167ZM169 161H170V160H169ZM177 161H178V159H176V162H175V161H174V162L177 163ZM181 161H182V160H181ZM194 161H196V160H194ZM238 161H239V160H238ZM84 162H85V163L88 162V159H87V158H84ZM90 162H91V160H90ZM103 162L106 164L105 161H103ZM132 162H133V160H132ZM142 162H143V161H142ZM149 162H151V161H149ZM153 162H154V160H153ZM158 162H157V163H158ZM182 162H183V161H182ZM182 162H181V163H182ZM196 162H197V161H196ZM201 162H202V161H201ZM201 162H200V165H201ZM205 162H206V161H205ZM215 162H216V161H215ZM218 162H219V161H218ZM85 163H84V166L86 165ZM110 163H111V162H110ZM112 163H114V162H112ZM144 163H147V162L144 161ZM155 163H156V161H155ZM155 163H153V164H155ZM157 163H156L155 165H157ZM166 163H167V162H166ZM168 163H169V162H168ZM168 163H167L166 165H168ZM197 163H199V162H197ZM108 164H109V163H108ZM131 164H132V163H130L129 165H131ZM153 164H151V165L154 166ZM169 164H170V163H169ZM172 164H173V163H172ZM204 164H205V163H204ZM204 164H202V166H203ZM213 164H214V163H213ZM215 164H216V163H215ZM215 164H214V165H215ZM239 164H240V163H239ZM242 164H243V162H242ZM254 164H255V162H254ZM68 165H69V164H68ZM100 165H102V164H100ZM100 165H99V166L96 165L97 168L99 167V169H100V168L103 166V165H102V166H100ZM141 165H143V164H141ZM145 165H146V164H145ZM166 165H165V167H166ZM173 165H175V164H173ZM179 165H180V162H179ZM195 165H197V164H195ZM205 165H206V164H205ZM109 166H110V165H109ZM127 166H128V165H127ZM143 166H144V165H143ZM152 166H149V167L151 168ZM163 166H164V165H162V167H163ZM185 166H186V165H185ZM208 166H209V165H208ZM217 166H218V165H217ZM229 166H230V165H229ZM229 166H228V167H229ZM231 166H232V165H231ZM262 166H263V165H262ZM94 167H95V166H94ZM105 167H106V166H105ZM128 167H129V166H128ZM144 167H145V166H144ZM155 167H156V166H155ZM155 167H152V168L154 169ZM162 167H161V169H162ZM168 167H170V165H168ZM173 167H174V166H173ZM186 167H188V166H186ZM199 167H200V166H199ZM234 167H235V166H234ZM234 167H233V169L236 168V167H235V168H234ZM85 168H86V167H85ZM97 168H96V169H97ZM150 168H149V169H150ZM159 168H160V167H159ZM211 168H212V167H211ZM217 168H218V167H217ZM243 168H244V167H243ZM262 168H263V167H262ZM89 169H92V167L89 168ZM136 169H138V168L136 167ZM149 169L147 170L148 172L151 171V170H149ZM155 169H157V168H155ZM155 169H154V170H155ZM166 169H168V168H166ZM180 169H182V168H180ZM180 169L178 168V170H180ZM184 169H186V168H184ZM189 169H190V168H189ZM221 169H222V166L220 167L219 170H221ZM244 169H245V168H244ZM247 169H248V168H247ZM250 169H251V168H250ZM86 170H87V169H86ZM101 170H102V169H101ZM134 170H135V169H134ZM217 170H218V169H217ZM223 170H224V169H223ZM223 170H222V171H223ZM229 170H231V168H229ZM229 170H228V169H227V170H224V171H225L224 173L228 172ZM248 170H249V169H248ZM248 170H247V171H248ZM79 171L82 172V170H80V169H79ZM87 171H88V170H87ZM91 171H92V170H91ZM94 171H95V170H94ZM94 171H92V172H94ZM141 171H143V170H141ZM160 171H161V170H160ZM164 171H166V170H164ZM210 171H211V170H210ZM214 171H215V170H214ZM238 171H239V169H238ZM259 171H260V167H259V170H258L257 172H259ZM70 172H71V171H70ZM84 172H85V170H84ZM98 172H99V171H98ZM100 172H101V171H100ZM100 172H99V173H100ZM102 172H103V171H102ZM132 172H133V171H132ZM132 172H131V173H132ZM162 172H163V170H162ZM180 172H182V171H180ZM180 172H177V173L179 174ZM233 172H235V170H233ZM233 172H232V173H233ZM239 172H240V171H239ZM239 172H237L238 175L240 174ZM249 172H250V171H249ZM86 173H87V172H86ZM86 173H85V174H86ZM99 173H98V174H99ZM113 173H114V172H113ZM117 173H118V172H117ZM142 173L144 174L145 172H142ZM150 173H151V172H150ZM167 173H168V172H167ZM175 173H176V172H175ZM215 173H216V172H215ZM224 173H223V174H224ZM228 173H229V172H228ZM245 173H246V172H245ZM250 173H251V172H250ZM72 174H73V173H72ZM78 174H79V173H78ZM83 174H84V173H83ZM91 174H92V173H91ZM93 174H94V173H93ZM100 174H101V173H100ZM100 174H99V175H100ZM111 174H112V173H111ZM114 174H116V173H114ZM129 174H130V173H129ZM140 174H141V172H140ZM146 174H147V173H146ZM161 174H162V173H161ZM172 174H173V173H172ZM217 174H218V173H217ZM217 174H216V175H217ZM233 174H235V173H233ZM233 174H232V175H233ZM246 174H247V173H246ZM74 175H75V173H74L72 176L74 177ZM76 175H77V174H76ZM76 175H75V177H76ZM79 175H82V174H79ZM138 175H139V174H138ZM179 175H180V174H179ZM181 175H182V174H181ZM238 175H237V176H238ZM249 175H250V174H249ZM255 175H256V174L254 173V176H251V177H255ZM86 176H87V175H86ZM88 176H90V175L88 174ZM97 176H98V175H96V177H97ZM100 176H101V175H100ZM149 176H150V174H149ZM199 176H200V175H199ZM203 176H204V175H203ZM208 176H209V175H208ZM219 176H221V174H219ZM226 176H228V175H226ZM226 176H225V177H226ZM229 176H231V175H229ZM237 176H236V178H237ZM240 176H241V178H242L243 175L240 174ZM75 177H74V178H75ZM81 177H82V176H81ZM139 177H140V176H139ZM150 177H152V176H150ZM163 177H164V176H163ZM197 177H198V176H197ZM206 177H207V176H206ZM209 177H211V176H209ZM215 177H216V176H215ZM221 177H222V176H221ZM245 177H246V176H244V178H245ZM76 178H77V177H76ZM78 178H79V177H78ZM89 178H90V177H89ZM89 178H88V179H89ZM91 178H93V177L91 176ZM99 178H100V177H99ZM146 178H147V177H146ZM146 178H145V179H146ZM148 178H149V177H148ZM171 178H172V177H171ZM173 178H174V177H173ZM201 178H202V177H201ZM201 178H199V179H201ZM204 178H205V176H204ZM204 178H203V179H204ZM239 178H240V177H239ZM246 178H247V177H246ZM246 178H245V179H246ZM88 179H87V180H88ZM128 179H129V177H128ZM128 179H127V180H128ZM162 179H164V178H162ZM194 179H195V178H194ZM215 179H217V178H215ZM237 179H238V178H237ZM245 179H244V180H245ZM247 179H248V181H249V179L251 180V178H249V176H248ZM253 179H254V178H253ZM132 180H133V179H132ZM141 180H142V178H141ZM173 180H175L176 182L180 181V180H178V179H177V180H178V181H177V180H176V177H175ZM212 180H213V179H212ZM230 180H231V179H230ZM238 180H239V179H238ZM73 181L76 182L75 180H73ZM77 181H78V180H77ZM79 181H80V180H79ZM97 181H98V180H97ZM130 181H131V180H130ZM142 181H143V180H142ZM145 181H146V180H145ZM145 181H144V182H145ZM181 181H182V180H181ZM187 181H190V180H187ZM202 181H203V180H202ZM232 181H233V180H231V182H232ZM234 181L236 182V180H234ZM241 181H242V180H241ZM81 182H82V181H81ZM83 182H84V181H83ZM128 182H129V181H128ZM128 182H127V183H128ZM133 182H134V180H133ZM133 182H132V183H133ZM147 182H148V181H147ZM150 182H151V181H150ZM185 182H186V181H185ZM198 182H199V181H198ZM205 182H207V181H205ZM214 182L217 183L218 181L214 180ZM222 182H224V181L222 180ZM222 182H219V183H222ZM231 182H230V184H231ZM235 182H232V185H233V183H235ZM245 182H246V180H245ZM76 183H78V182H76ZM115 183H116V182H115ZM132 183H130V184H132ZM168 183H169V182H168ZM168 183L166 182V185H167ZM180 183H181V182H180ZM188 183H189V182H187V184H188ZM207 183H208V182H207ZM207 183H203V184H207ZM209 183H210V181H209ZM211 183H212V182H211ZM219 183H218L217 185L221 186V184H219ZM228 183H229V182H228ZM228 183H227V184H228ZM253 183H255V181H253ZM74 184H75V183H74ZM79 184L82 185L83 183L81 184V183L79 182ZM79 184H78V185H79ZM84 184H86V183H84ZM91 184H92V183H91ZM156 184H157V183H156ZM160 184H161V183H160ZM160 184H158L159 187H160ZM187 184H186V185H187ZM189 184H191V182H190ZM193 184H194V183H193ZM201 184H202V182H201ZM201 184H199V186H200ZM223 184H224V183H223ZM230 184H229V186H230ZM242 184H243V183H241V184L238 185V183H237V187L240 186V185H242ZM249 184H251V183L249 182ZM126 185H127V184H126ZM128 185H129V184H128ZM152 185H153V184H152ZM168 185H169V184H168ZM168 185H167V186H168ZM179 185H180V184H178L177 186H179ZM186 185L183 186V187H186ZM196 185H197V184H196ZM217 185H215V186H217ZM252 185H253V184H252ZM75 186H76V185H75ZM89 186H90V185H89ZM89 186H87V189L89 188ZM134 186H135V185H134ZM146 186H147V185H146ZM156 186H157V185H156ZM167 186H166V188H167V190H168V187H167ZM169 186H170V185H169ZM175 186H176V185H175ZM189 186H190V185H189ZM189 186H188L186 189H188ZM206 186H207V185H206ZM206 186H204V187H206ZM223 186H225V184H224ZM243 186H245V185H243ZM243 186H242V187H243ZM246 186H247V184H246ZM1 187H2V186H1ZM1 187H0V188H1ZM73 187H74V186H73ZM85 187H86V186H85ZM129 187H130V186H129ZM151 187H152V186H151ZM153 187H154V186H153ZM163 187H165L164 184H163ZM170 187H171V186H170ZM240 187H241V186H240ZM76 188H77V187H76ZM131 188H132V187H131ZM131 188H130V189H131ZM144 188H145V187H144ZM148 188H150V187H148ZM154 188H155V187H154ZM157 188H158V187H157ZM179 188H180V187H179ZM179 188H178V189H179ZM216 188H217V187H216ZM218 188H219V187H218ZM226 188H228V187H226ZM253 188H255V187H253ZM79 189H80V188H79ZM82 189H85V188H82ZM87 189H86V190H87ZM189 189H190V188H189ZM194 189H195V188H194ZM235 189H236V188H235ZM76 190H77V189H76ZM116 190H117V189H116ZM131 190H132V189H131ZM146 190H148V189H146ZM162 190L165 191L166 189L164 188V189H162ZM180 190H181V189H180ZM211 190H212V189H211ZM221 190H222V189H221V187H220V191H221ZM227 190H229V189H227ZM247 190H248V189H247ZM249 190H250V188H249ZM249 190H248V191H249ZM254 190H256V189H254ZM263 190H264V189H263ZM81 191H83V190H81ZM88 191H90V190H88ZM92 191H93V190H91V192H92ZM159 191H160V190H159ZM170 191H171V190H169V192H170ZM220 191H219V192H220ZM232 191H233V190H232ZM234 191H235V190H234ZM248 191H247V192H248ZM84 192H85V191H84ZM84 192H83V194H84ZM86 192H87V191H86ZM95 192H96V191H95ZM136 192H137V191H136ZM161 192H162V191H161ZM161 192H160V193H161ZM169 192L167 193L168 195H169ZM181 192H182V191H181ZM181 192H180V193H181ZM196 192H197V190H196ZM196 192H194V193H196ZM208 192H209V191H208ZM208 192L205 193V194L208 195ZM212 192H213V191H212ZM226 192H227V191H226ZM229 192H230V191H229ZM235 192H236V191H235ZM258 192H259V191H258ZM77 193H79V192L76 191V196H77ZM81 193H82V192H80V195H81ZM88 193H90V192H88ZM88 193L85 194V195H87L86 198L89 197V198L92 199L94 196H93V197H92V196L90 197V195H88ZM163 193H164V192H163ZM183 193H184V194L186 193V192H185V189H184ZM189 193H193V192H189ZM189 193H188V194H189ZM217 193H218V192H217ZM245 193H246V192H245ZM245 193H244V194H245ZM262 193H263V192H262ZM0 194H1V193H0ZM83 194H82V196H84ZM196 194H198V193H196ZM212 194H213V193H212ZM247 194L250 195V193H247ZM80 195H79V196H80ZM168 195H167V196H168ZM180 195H181V194H180ZM189 195H190V194H189ZM193 195H195V194H193ZM214 195H215V194H214ZM221 195H222V193L220 194V196L218 195V196L220 197L219 199H221ZM223 195H224V194H223ZM227 195H228V194H226V196H227ZM248 195H247V196H248ZM256 195H258V194H256ZM71 196H72V195H71ZM76 196H75V197H76ZM82 196H80V197H82ZM153 196H154V195H153ZM167 196L165 195L166 198L169 197V196H168V197H167ZM181 196H182V195H181ZM185 196H187V195H185ZM185 196H184V198H185ZM191 196H192V195H191ZM199 196H200V195H199ZM215 196H217V195H215ZM231 196H232V192H231ZM237 196L239 197V199L241 198L240 195H237ZM237 196H236V197H237ZM241 196H242V195H241ZM243 196H244V195H243ZM247 196H245V198H247ZM250 196H251V195H250ZM250 196H249V198H247V199H251ZM258 196H259V195H258ZM263 196H264V195H263ZM0 197H1V196H0ZM2 197H4V196H2ZM2 197H1V198H2ZM75 197H74V200H77V199H75ZM117 197H118V196H117ZM117 197H116V198H117ZM122 197H123V196H122ZM124 197H125V199H126V197H128V196L126 195V196H124ZM162 197H163V196H162ZM173 197H174V196H173ZM173 197H172V198H173ZM194 197H195V196H194ZM207 197H208V196H207ZM68 198H70V197H68ZM116 198H115V200H116V202H117V200H119V197H118V199H116ZM155 198H156V197H155ZM163 198H164V197H163ZM170 198H171V197H170ZM177 198H178V197H177ZM186 198H187V197H186ZM190 198H191V197H190ZM192 198H193V197H192ZM209 198H210V197H209ZM227 198H228V196H227ZM63 199H64V198H63ZM130 199H131V198H130ZM152 199H153V198H152ZM157 199H158V198H157ZM161 199H162V198H161ZM173 199H174V198H173ZM179 199H180V198H179ZM179 199H178V200H179ZM201 199H203V198H201V196H200V197H199V202L201 201ZM213 199H214V198H213ZM241 199H242V198H241ZM255 199H256V198H255ZM259 199L261 200L260 197H259ZM67 200H72V199L70 198V199H67ZM67 200H66V201H67ZM80 200H82V199H80ZM122 200H123V199H122ZM126 200H127V199H126ZM153 200H154V199H153ZM164 200H165V199H164ZM174 200H175V199H174ZM176 200H177V199H176ZM185 200H186V199H185ZM187 200H188V199H187ZM203 200H204V199H203ZM225 200H226V199H225ZM234 200H235V198H234ZM257 200H258V199H256V201H257ZM260 200L257 201V202L259 203ZM262 200H263V199H262ZM60 201H61V200H60ZM83 201H84V200H83ZM159 201H160V200H159ZM166 201H167V200H166ZM217 201H218V200H217ZM238 201H240V200H238ZM245 201H246V200H245ZM250 201H251V200H250ZM263 201H264V200H263ZM263 201H262V202H263ZM73 202H75V201H73V200H72V202L68 201V203H71V204H72ZM157 202H158V201H157ZM203 202H204V201H203ZM210 202H211V201H210ZM218 202H219V201H218ZM221 202H222V200H221ZM59 203H60V202H59ZM61 203H62V202H61ZM85 203H87V202H85ZM85 203H84V204H85ZM151 203H152V202H151ZM174 203H175V202H174ZM211 203H212V202H211ZM241 203H243V200H242ZM254 203H256V202L254 201ZM254 203H253V204H254ZM263 203H264V202H263ZM63 204H64V203H62V205H61V204H60V205H61V207L64 208ZM71 204H70V206H71ZM140 204H141V203H140ZM154 204H156V203H154ZM178 204H181V205H182V200H181ZM199 204H200V203H199ZM202 204H204V203H202ZM249 204H250V203H249ZM64 205H66V203H65ZM86 205H87V204H86ZM150 205H151V204H150ZM171 205H172V204H171ZM181 205H179V206H181ZM200 205H201V204H200ZM221 205H222V203H221ZM246 205H248V203H247ZM256 205H257V204H256ZM66 206L69 207V205H66ZM80 206H82V205L80 204ZM125 206H126V205H125ZM157 206H158V205H156V207H157ZM175 206H178V205H176V203H175ZM182 206H184V202H183V205H182ZM185 206H186V205H185ZM198 206H199V205H198ZM198 206H197V207H198ZM206 206H207V205H206ZM206 206H205V209H207V210H205V209L203 208V210L205 211L204 213L201 212L202 210L199 208V209H200V212H199L198 214H200V213H203V214H202L201 216H199V218H197V220L200 221L201 224H202L203 222H210V223H212V224H214V225H216V226H220L223 230L226 228V229L224 230L225 233H223V230H220V229H219V230H220L219 233H220L221 231H222L221 233H223L222 237H224V234H225V236H227V243L230 242V241H231V243H232V241H235L236 243H238V244L241 245V248H242V249H243V246L248 247L250 250H248V249L246 248L247 250H243V251L246 252V253H248L249 256H252V257L255 256L254 254H255L256 251H257V252L259 251V253H260V249L262 248V242L264 243V241H262L263 239H262V238H259V237L256 235V232L252 229L253 227L251 226V224L254 226L253 223H251V222L245 223V222H247V221H245L244 219H245V217H246V219H247V216H246V215H248V214L245 215L244 213L240 212V213L243 214V215H242V214H240V215H242V216L244 217V218L242 219V220H244V221H243V222H239L238 218H236V216H234L230 211H228L227 208H226L227 211H226L225 209H221V210H223V211L225 210V212H227V217H228L226 221H222V222H221V221L216 220V212L220 213V211H221V210L218 211V209H219L218 205H214V206H211V207L209 206V207H207V208H206ZM224 206H225V205H224ZM236 206H237V205H236ZM244 206H245V203H244ZM260 206H261V205H260ZM260 206H258V207L255 209V210L258 212V213H257V214H258V217H259V215H261V212H262ZM263 206H264V205H263ZM68 207H67V208H68ZM134 207H135V206H134ZM166 207H168V206H166ZM199 207H200V206H199ZM222 207H223V206H222ZM229 207H230V205H229ZM238 207H239V206H238ZM245 207H246V206H245ZM253 207H254V206H253ZM75 208H76V207H75ZM116 208H117V207H116ZM120 208H121V207H120ZM122 208H123V207H122ZM122 208H121V209H122ZM194 208H195V207H194ZM223 208H225V207H223ZM230 208H231V207H230ZM243 208H244V207H243ZM262 208H263V207H262ZM59 209H60V208H59ZM59 209H58V210H59ZM65 209H66V208H64V210H65ZM70 209H71V208H70ZM70 209L67 210V211H70ZM134 209H135V208H134ZM171 209H172V208H171ZM177 209H178V208H177ZM237 209H238V208H237ZM239 209H240V208H239ZM248 209H249V208H248ZM252 209H254V208H252ZM252 209H251V210H252ZM64 210L62 209L61 211H63V213H64ZM75 210H76V209H75ZM127 210H128V209H127ZM150 210H151V209H150ZM157 210L159 211V209H157ZM178 210H179V209H178ZM185 210H186V209H185ZM231 210H232V209H231ZM241 210H242V209H241ZM244 210H245V209H244ZM67 211H66V212H67ZM122 211H123V210H122ZM122 211H121V214L124 213V212L122 213ZM130 211H131V210H130ZM245 211H246V210H245ZM84 212H85V211H84ZM225 212H224V213H225ZM235 212H237V211H235ZM243 212H244V211H243ZM254 212H255V211H254ZM101 213H102L105 217H108V216H109V211H108L107 209H105V208H103V211L101 210ZM177 213H178V211H177ZM188 213H189V212H188ZM190 213H191V212H190ZM221 213H222V212H221ZM250 213H251V212H250ZM252 213H253V212H252ZM255 213H256V212H255ZM72 214H73V213H72ZM74 214H75V213H74ZM86 214H87V213H86ZM121 214H119V215H121ZM162 214H164V213H162ZM182 214H184V213H182ZM235 214H236V213H235ZM253 214H254V213H253ZM257 214H256V217H257ZM65 215H66V213H65ZM65 215H64L63 217H65ZM70 215H71V214H70ZM119 215H117V217H118ZM136 215L138 216L139 214L135 213V215H134L133 217H136ZM174 215H175V214H174ZM191 215H192V214H191ZM194 215H195V214H194ZM244 215H245V216H244ZM262 215H263V214H262ZM153 216H154V215H153ZM192 216H193V215H192ZM221 216H222V214H221ZM66 217H67V216H66ZM70 217H71V216H70ZM173 217H174V216H173ZM218 217H219V216H218ZM249 217H250V216H249ZM252 217H253V216H252ZM60 218H61V215H60ZM73 218H74V217H73ZM181 218H182V217H181ZM259 218H260V217H259ZM71 219H72V218H71ZM117 219H118V218H117ZM135 219H136V218H135ZM66 220H67V219H66ZM108 220H110V218H109ZM169 220H170V219H169ZM177 220H178V219H177ZM183 220H184V217H183ZM247 220H248V219H247ZM255 220H256V219H255ZM255 220H254V222H255ZM62 221H64V220L61 219V222H62ZM240 221H241V220H240ZM249 221H250V220H249ZM256 221H257V220H256ZM81 222H82V221H81ZM83 222H84V220H83ZM83 222H82V223H83ZM117 222H118V220H117ZM117 222H116V223H117ZM146 222H147V224H151V223H152L149 219H147ZM174 222H175V221H174ZM58 223H59V222H58ZM87 223H88V222H87ZM87 223H86V224H87ZM93 223H94V222H93ZM95 223H96V222H95ZM170 223H171V221H170ZM249 223H250V224H249ZM42 224H43V223H41V225H42ZM59 224H60V223H59ZM59 224H58V225H59ZM63 224H65V223H63ZM88 224H89V223H88ZM96 224H97V223H96ZM171 224H172V223H171ZM179 224H180V223H179ZM204 224H205V223H204ZM204 224H203V225H204ZM246 224H248V225H246ZM257 224H258V223H257ZM49 225H50V224H48V227H49ZM66 225H67V224H66ZM261 225H262V222H261ZM263 225H264V224H263ZM263 225H262V226H263ZM56 226H57V225H56ZM63 226H64V225H63ZM90 226H91V224H90ZM98 226H99V224H98ZM98 226H97V227H98ZM103 226H106V225H105V224L102 225V228H103ZM176 226H179V225H176ZM238 226H242V227H243V229L241 228L242 231L240 230V232H237V227H238ZM258 226H260V225H258ZM262 226H260V228H261ZM51 227H52V226H51ZM51 227H49V228L51 229ZM60 227H61V226H60ZM205 227H206V225H205ZM220 227H219V228H220ZM251 227H252V228H251ZM254 227H255V226H254ZM263 227H264V226H263ZM263 227H262V229H264ZM55 228H58V227H55ZM55 228H54V229H55ZM62 228H66V229H67V227H65V226L62 227ZM85 228H86V227H85ZM108 228H109V226H108ZM135 228H137V227H135ZM142 228H143V227H142ZM168 228H169V227H168ZM176 228H177V227H176ZM197 228H198V227H197ZM256 228H257V227H256ZM66 229H65V231H66ZM130 229H133V228H130ZM178 229H180V231H183V230H181V227H180V228L178 227ZM178 229H177V230H178ZM258 229H259V228H258ZM52 230H53V229H51L50 231H52ZM56 230H57V229H56ZM62 230H63V229H62ZM86 230H87V229H86ZM89 230H90V229H89ZM93 230H94V229H93ZM93 230H91L90 233H92ZM135 230H137V229H135ZM187 230H188V229H187ZM206 230H207V229H206ZM211 230H213V229L211 228ZM63 231H64V230H63ZM101 231H102V230H101ZM208 231H209V230H208ZM208 231H207V232H208ZM259 231H260V230H259ZM262 231H264V230H262ZM45 232H46V231H45ZM57 232H58V231H57ZM102 232H103V231H102ZM105 232H106V231H105ZM105 232H104V233H105ZM184 232H185V234H183V235H186V230H185ZM187 232H188V231H187ZM211 232H212V231H211ZM213 232H216V231H213ZM50 233H51V232H50ZM55 233H56V232H54V234H55ZM59 233H60V232H59ZM64 233H65V232H64ZM84 233L86 234L87 231L84 232ZM95 233H96V232H95ZM95 233H94V235H95ZM153 233H154V232H153ZM216 233H217V232H216ZM216 233H215V234H216ZM46 234H48V233H46ZM51 234H53V233H51ZM56 234H58V233H56ZM61 234H63V233H61ZM92 234H93V233H92ZM257 234H258V233H257ZM261 234H262V233H261ZM49 235H50V234H49ZM102 235H103V234H102ZM109 235H111V234L109 233ZM112 235H113V234H112ZM112 235H111V236H112ZM123 235H124V234H123ZM173 235H174V234H173ZM216 235H217V234H216ZM262 235H263V234H262ZM92 236H93V235H92ZM116 236H118V235H116ZM119 236H120V235H119ZM129 236H130V234H129ZM160 236H161V235H160ZM186 236H188V233H187ZM217 236H218V235H217ZM52 237H54V236L52 235ZM52 237H51V238H52ZM56 237H57V236H56ZM113 237H115V236L113 235ZM124 237H126V236H124ZM127 237H128V235H127ZM172 237H173V236H172ZM172 237H171V238H172ZM262 237H263V236H262ZM93 238H94V237H93ZM93 238H92V239H93ZM100 238H101V237H100ZM109 238H110V236H109ZM119 238H120V237H119ZM122 238H123V237H122ZM128 238H129V237H128ZM150 238H151V237H150ZM150 238H148V239H150ZM153 238H154V237H153ZM169 238H170V237H169ZM123 239H124V238H123ZM125 239H126V238H125ZM154 239H155V238H154ZM172 239H173V238H172ZM85 240H86V239H85ZM114 240H115V239H114ZM116 240H117V239H116ZM176 240H177V239H176ZM217 240H218V238H217ZM126 241H127V239H126ZM131 241H132V239H131ZM151 241H152V240H151ZM118 242H119V241H118ZM121 242H122V240H121ZM123 242H125V240H124ZM128 242H130V241H128ZM221 242H223V241L221 240ZM224 242H225V241H224ZM224 242L221 243V244H225ZM89 243H90V241H89ZM130 243H132V242H130ZM155 243H156V242H155ZM199 243H200V242H199ZM53 244H54V243H53ZM99 244H100V242H99ZM156 244H157V243H156ZM168 244H170V242H169ZM174 244H175V243H174ZM187 244H188V243H187ZM219 244H220V243H219ZM221 244H220V245H221ZM229 244H230V243H229ZM229 244H228L227 246H229ZM101 245H103V244H101ZM131 245H135V244L133 243V244H131ZM209 245H210V243H209ZM236 245H237V244H236ZM36 246H37V245H36ZM43 246H44V245H43ZM56 246H57V245H56ZM81 246H82V245H81ZM81 246H80V247H81ZM97 246H98V244H97ZM118 246H119V245H118ZM118 246H117V247H118ZM137 246H138V245H137ZM157 246H158V244H157ZM160 246L163 247L162 245H160ZM204 246H206V245H204ZM233 246H234V245H233ZM44 247H45V246H44ZM77 247H78V246H77ZM85 247H86V246H85ZM88 247H90V246H88ZM99 247H101V246H99ZM99 247H98V248H99ZM129 247H130V246H129ZM133 247H135V246H133ZM191 247H192V246H191ZM201 247H202V246H201ZM207 247H208V246H207ZM215 247H216V246H215ZM119 248H120V247H119ZM135 248H136V247H135ZM178 248H179V247H178ZM202 248H203V247H202ZM41 249L43 250L44 248L42 247ZM74 249H75V247H74ZM83 249H84V248H83ZM90 249H91V248H90ZM90 249H89V250H90ZM168 249H169V248H168ZM172 249H173V248H172ZM203 249H204V248H203ZM203 249H201V250H203ZM231 249H232V248H231ZM94 250H95V249H94ZM121 250H122V249H121ZM135 250H136V249H135ZM165 250H167V249L165 248ZM205 250H206V249H205ZM220 250H221V249H220ZM38 251H39V250H38ZM38 251H37V252H38ZM80 251H82V250H80ZM115 251H117V250H115ZM118 251H119V249H118ZM133 251H134V250H133ZM170 251H172V250H170ZM181 251H182V250H181ZM181 251H179V253H180ZM231 251H232V250H231ZM240 251H241V253H243V251H242L241 249H240ZM247 251H248V252H247ZM249 251H250V253H249ZM261 251H262V250H261ZM51 252H52V251H51ZM87 252H88V251H87ZM105 252H106V251H105ZM111 252L114 253V251H112V250H111ZM119 252H120V251H119ZM126 252H127V251H126ZM131 252H132V251H131ZM140 252H141V250H140ZM142 252H143V250H142ZM206 252H207V251H206ZM132 253H133V252H132ZM134 253H135V252H134ZM137 253H138V252L136 251V254L133 255V256H130V257H126V256H125V257H122V258L118 259L114 264H158V263H159V261H156V260H152V261H151V259H150V261H149V258L142 257L141 255H138L139 253H138V254H137ZM146 253H147V252H146ZM35 254H36V253H35ZM78 254H79V253H78ZM109 254H110V253H109ZM164 254H165V253H164ZM206 254H207V253H206ZM263 254H264V253H263ZM110 255H111V254H110ZM161 255H162V254L160 253V256H161ZM177 255H178V254H177ZM236 255H237V254H236ZM238 255H239V254H238ZM242 255H243V254H242ZM68 256H69V255H68ZM76 256H77V255H76ZM81 256H82V255H81ZM105 256H106V255H105ZM162 256H163V255H162ZM230 256H231V255H230ZM262 256H263V255H262ZM66 257H67V256H66ZM71 257H72V256H71ZM107 257H110V256L107 255L105 258H103V259H102L103 262H104L105 260H107ZM148 257H149V256H148ZM151 257H152V256H151ZM195 257H196V256H195ZM244 257H245V256H244ZM244 257H243L242 259H244ZM256 257H257V256H256ZM256 257L251 258V259H248V260H247L248 263H243L242 260L240 261V259H238V258L236 257V258L238 259V262L236 261V264H241V262H242L243 264H264V262L261 261L262 259H260V258H259V259H258V258L256 259ZM52 258H53V257H52ZM62 258H63V257H62ZM231 258H232V257H231ZM231 258H230V259H231ZM115 259H116V258H115ZM115 259H114V260H115ZM209 259H210V258H209ZM226 259H227V260H226L227 264H234V262H235V261L231 262V261L229 260V258H226ZM59 260H60V259H59ZM69 260H70V259H69ZM72 260H73V259H72ZM74 260H75V259H74ZM79 260H80V257H79ZM167 260H168V259H167ZM169 260H170V259H169ZM169 260H168V261H169ZM172 260H173V259H171V261H172ZM63 261H65V260H63ZM80 261H81V260H80ZM171 261H169V262L166 261V262H167V264H220V263H219L220 261H213V262H211V263H206L207 261L204 260V258H201V259L198 258V259H196V260H192V263H189L188 260H186L185 257H180L177 261H174V262H173V261L171 262ZM32 262H33V260H32ZM106 262H107V261H106ZM106 262H105V263H106ZM110 262H111V261H110ZM208 262H209V261H208ZM58 263H59V262H58ZM81 263H82V262H81ZM32 264H33V263H32ZM35 264H36V262H35ZM68 264H69V263H68ZM84 264H85V263H84ZM109 264H110V263H109ZM111 264H113V263H111Z\"/></svg>",
  "mask_w": 264,
  "mask_h": 264
}]
</instances>
